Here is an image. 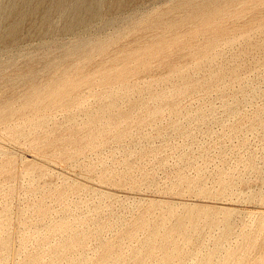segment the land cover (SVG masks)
<instances>
[{
	"label": "rangeland",
	"instance_id": "rangeland-1",
	"mask_svg": "<svg viewBox=\"0 0 264 264\" xmlns=\"http://www.w3.org/2000/svg\"><path fill=\"white\" fill-rule=\"evenodd\" d=\"M171 1L135 0L137 7L114 13L103 9V17L92 22L86 30L79 27L72 32L64 30L63 18L55 10L51 9L49 19L44 22L43 8H40L35 15L24 18L14 40L0 43V75L18 77L30 61L37 67L49 59L61 62L65 58V49L76 41L112 38L126 30L138 15L163 8ZM239 1L228 5L223 20L212 19L203 26L182 28L181 34L189 31L180 38L181 46L173 42L176 40L172 41L173 36H167L170 39L166 37L164 45L168 46L164 48L166 51L162 50L163 56L160 51V55L139 57L141 62V58H145L142 64L147 67L140 66L141 62L137 60L134 62L138 66L128 61L131 65L128 64V74L124 76L129 80V86H135L131 87L133 90L147 86L143 92H149L143 96V109L120 101L119 108L130 112L121 125L128 133L121 142H115L111 133H104L97 141L98 150H88L80 161L71 162L66 156L76 147L46 146L45 139L35 142L41 137L38 135L45 133L43 130L39 133L31 130V134L19 140L8 132L9 128L0 126V163L11 161V166H5L7 168L0 174V224L7 220L9 227L6 226L4 234L10 237V250L4 264H18L20 259L43 244L45 224L36 215L41 202L49 209L51 220L85 217L86 230L89 223L107 225L105 231L84 245L86 264L111 263L112 257L118 254L121 255L118 264H136L131 250L154 226L160 227L162 236L172 230L171 237L178 242L183 256L182 264H203V258L209 253H213L210 264H264V49L251 45L260 42L264 35L260 28L264 0ZM20 3L21 0H0V32L10 25V11ZM36 3V0H26L23 9H35ZM43 7L49 8L50 2ZM134 9H138L137 12ZM215 25L227 34L220 35V43H206L213 39V34H192V30L204 33ZM232 34L239 36L229 37ZM128 42V38L118 40L117 45ZM137 46L133 43L130 47ZM203 49L210 50H206L208 56L201 57ZM209 56L211 59L207 61ZM96 57L81 73L73 75L74 79L84 74L93 75V78L99 76L98 69H91L100 60ZM146 61L148 63H144ZM38 69L42 70L39 76L44 77L45 71L41 67ZM179 70L185 75L182 76ZM217 72L220 79L212 83L208 77ZM186 81L188 84L184 83ZM1 85L5 86V83ZM15 86V93L24 92L26 88L18 82ZM96 87V92L101 93L107 86ZM150 92L157 97L150 98ZM132 94L135 98L138 91ZM10 95L9 92L0 94V104ZM88 95L89 90L85 89L84 107L95 102V98ZM156 108L161 110L158 116L149 117V111ZM23 116L18 123L33 118L30 112ZM81 120L79 117L77 122ZM120 120L123 119H116V124ZM140 121H144L142 126L137 125ZM53 122H60L64 127L51 132L49 140L57 141V145L68 144L71 137L69 122L61 114L47 127L52 128ZM70 187L75 191L70 199L76 206L67 209L68 202L57 199L53 191ZM169 206H174L179 213L185 207L207 209L216 223L209 226L201 218L196 226L185 221L180 227H174L175 218L171 217L161 224V214ZM5 208L6 213H1ZM144 221L148 225L137 231L136 238H128L132 228ZM185 236L190 237L188 242H183ZM22 237H26L27 244H21ZM71 253L66 256L67 260L76 257V252ZM40 254L45 259L40 264H45L48 255L42 250ZM161 254L156 251L145 264L154 263ZM66 258L59 264H66Z\"/></svg>",
	"mask_w": 264,
	"mask_h": 264
},
{
	"label": "bare ground",
	"instance_id": "bare-ground-1",
	"mask_svg": "<svg viewBox=\"0 0 264 264\" xmlns=\"http://www.w3.org/2000/svg\"><path fill=\"white\" fill-rule=\"evenodd\" d=\"M25 1L26 0H21V3L19 5L17 4V6L13 7L14 5L13 4L11 6L13 7L12 11H10L11 12L10 14L12 16V21L6 29L0 32V43L8 40H14L18 36L24 18L27 16L35 15L37 11L40 10V8H43L42 10H43L44 22H46V20L49 19L51 14V9L55 10L56 12H59L63 18L64 30L72 32L79 27L81 29L86 30L87 27L90 26L92 22L103 17V9H105L106 12L114 13V12H122L123 10L137 7L135 0H36L37 3L35 9H31L30 11H25L23 9V5ZM48 1L50 2V7L44 9L43 6ZM159 1L162 0H158V2ZM233 1L235 0H172L169 4H167L163 8L157 9L145 15L144 14L138 15L135 18L136 20H133V22L129 24L126 30L118 32L112 38H97L93 40L80 39L76 41L74 44H72L71 46L65 49L63 53V55H65V58L61 62L57 63L49 59L47 61H42L41 65L37 67V65L34 64L33 61H30L29 64L26 66L25 71L20 73L18 77H4V75H0V92H1L0 94H2V96L8 94V92L11 94L8 97L7 101L0 104V126H2V128L3 127L9 128L8 132H10L14 138L19 140L21 138L23 139L24 137H26L30 133L29 131L31 130L35 133H39V131L43 130L45 133L38 135L41 137L38 136H37L38 138H36V136L33 137L34 140L36 138L35 142H37L40 139H45V141L47 142L46 146H53V147L59 146L60 149H65V147L69 145L76 147L73 153L66 156L68 159H70L71 162L80 161L81 156H83L85 154L84 152H87L88 150L90 151L98 150L97 141L100 138V136L103 135L104 133H108V132L111 133L112 139L115 142L117 143L121 142L122 139L128 135L127 131H125L126 127H122L121 125L123 124V122L126 121L125 119L129 117L130 112L128 113V111L119 108L120 101L122 100L123 102H130L133 108L143 109L145 106V101L143 96L144 94L149 92L148 90H145L143 92L144 89L148 88L147 86L144 87V89L138 87L137 90H133L131 88L135 86L132 85L129 86L128 84L129 80L126 78V76H124V74H128L127 72L128 67L129 65H131L128 63V61H132L133 63H135L134 61L136 60L139 61L140 60L139 57H142V55L143 57H145L144 55H160V51H162L164 48H166V46H168V45L166 46L164 45L167 36H173L172 41L176 40L173 42L180 44L179 46H181V41H179L180 38H183L184 34L185 35L188 34L186 32L189 31L187 30L185 31L184 34H181L180 32L182 28L184 27L192 28L193 26L198 27V25L203 26L209 24L212 19L214 20L225 19L227 16L226 9L228 5L230 6V3L232 4ZM240 2L241 0L239 1V3ZM247 4L250 3L247 2ZM244 6H246V4ZM134 10H136L137 12L138 9H134ZM136 12H134V14ZM261 24L262 25L260 28L263 29L262 33L264 34V16L262 18ZM253 27L251 28V30L253 29ZM200 32L201 31L192 30V34L195 36L197 34L198 35L201 34L203 36L208 34L211 35L213 34V39L206 41V43L209 45H212L215 42H217L220 35L224 36V34H226L224 33V30H220V28L217 25H215L213 29H208L204 33H200ZM235 34H234L235 37L239 36ZM229 37H233V34L232 36ZM126 38L129 39L128 43L123 45H117L118 40H122ZM133 43H136L139 46H137V48H131L130 46ZM217 43L220 42L218 41ZM251 45L254 48L263 47L264 49V35L262 36L260 42H255L252 43ZM114 46L116 47L113 49ZM124 47H129V48H124ZM186 47H188V45ZM210 48H213V46H211ZM206 50L204 51L203 49L204 51L203 54L200 53L202 55L201 57H204L203 55L206 56L207 55L206 52L210 51L211 49L207 51ZM194 53L196 54L195 51ZM163 55L164 52L162 56ZM96 56H99L100 60L95 62L94 65L91 67V69H96V70L98 69L101 74L99 76L98 74L94 75L96 76L95 78H93V75L84 74V76L81 75L82 77L78 79H74L73 75L81 73L83 69L87 67L88 64H90L93 58ZM192 57L193 56H191V58ZM142 59L144 61L145 58H141V60ZM206 59L208 61L211 59V57L209 56ZM143 61L142 62L139 61L141 62L140 66L144 65L145 67H147L145 64H142ZM149 62H151V60H149ZM121 63L122 64L125 63V64L122 65ZM144 63H148V62L146 61ZM188 63L191 62L189 61ZM149 64L148 66L150 67ZM199 65L200 64L198 63V66ZM136 66L138 65L136 64ZM188 66L190 65L188 64ZM40 67L45 71L44 77L39 76L40 71H42L38 69ZM145 70L146 69H144V71ZM133 71L134 70H132L131 72ZM134 72H136V69ZM219 72L213 75L211 74V77L208 75L209 76L208 78H210V81L212 83H217L218 80L220 79L221 75L219 74ZM180 73L182 74V76L185 75V73H183L182 71H180ZM183 78H187V77H183ZM96 80L98 83L96 82ZM183 80L185 81V79ZM17 82L23 83L25 85L26 88L24 89V92L15 93V89H16L15 85ZM143 82L146 81L143 80ZM2 83H5V86H2L1 85ZM184 83L188 84L187 81ZM102 85L103 86L106 85L107 87H104L101 93L100 91L99 93L96 92L94 87L96 86L101 87ZM141 85H143V83ZM85 89L89 90L90 95L88 96L95 98V102H93L94 104L89 107H84L85 104H83L85 103V98L83 97V92L85 91ZM135 91L136 92L138 91V96L134 98L132 93H134ZM149 96L150 98H156L157 94L150 92ZM170 96H172V93L170 94ZM15 102L17 103V106L19 104L18 107L13 106L15 105ZM26 112L32 113L33 118L32 119L27 118L28 120L26 122H23L21 124L18 123L17 120L23 118L24 117L23 115H25ZM159 112H161V110L159 108H156L150 110L148 115L149 117H156L158 116ZM59 114L63 115V118H65L66 121H68L70 124L68 129H71V131L69 132L71 133L70 135L71 137L69 140L70 142L68 144L62 143L60 145L59 144L57 145V141L49 140L51 136L50 134L51 132L53 133V131L54 132L60 131L62 127H64L60 122L57 123L53 122L54 125L52 124L53 125L52 128L47 127L49 122H52L54 117ZM79 117L80 118L82 117L81 120L82 122L80 123L77 122V119ZM116 119H123V120H120L116 124ZM149 120L150 118L148 119V121ZM143 124L144 121H140L137 123L138 126H142ZM47 128L49 131L47 130ZM47 131L49 132V134L47 133ZM99 144L101 145L102 142H100ZM10 164L11 161L1 162L0 174L7 167H10L11 166ZM5 166L7 167L5 168ZM53 192L56 195L57 199L59 198L61 200H65L68 202V204L65 205L67 209H71L73 206H76L70 199L71 198L70 195L75 192L72 189V187L64 188V189H55ZM6 211L7 209L5 208L1 211V213L5 214ZM36 215L40 219V221L45 224L44 225L45 228H43L44 229L43 244L39 246V248L37 247L38 249L35 250L34 252H31L30 254L23 257L22 260L20 259L18 264H40L41 262H43V260H45L40 254L41 250L48 255L45 264H59V261L64 257L66 258V256L69 255L71 252H76L77 253L76 257L71 258L70 260H67L66 258L65 260L66 264H86L87 260L83 254V250L87 240L91 239L92 237H94L95 239L97 234H100L101 232L105 231L108 228L107 225L100 226L95 223L90 225L89 223L86 224V227L88 225V230H86L84 226L85 217H80V218L76 217V219L74 220L61 219V218L57 220H51L49 219L50 216L49 209L43 205V202H41L40 205L37 206ZM161 216H163L161 220V224H165L169 219L171 220V217L175 218L174 227L175 226L180 227L185 223V221H188L189 224L196 226L198 225V222L201 218L205 219L206 224L209 226H213L216 223L215 218L213 217L212 213L209 210L199 209L197 207H185L183 211L179 213L174 206H169L167 207L166 211L161 214ZM147 225L148 222L144 221L134 226L132 228L133 232H130L128 238L135 239L137 231H139V229H143ZM6 226L9 227L7 220L4 221L2 224H0V264H4L7 261V255L10 250V237L9 235L4 234V232L6 233ZM171 232L172 230L170 229L166 235L162 236L160 233V227L154 226L153 229L147 233L145 238L139 241L137 245L134 246V248L131 250V257L135 260V263L145 264L149 260V258H153V256H155L156 251H161L162 254L160 258L155 260L154 263L152 264H167L175 261L178 264H182L183 256L180 251V246L178 245V242H176V240L172 239ZM183 239H184L183 242H188L190 237L185 236ZM25 240L26 237H22V242H21L22 245L26 243ZM212 256L213 253L207 254L203 258V264H210L212 260ZM112 258H113L112 262L107 264H118L121 259V255L118 254ZM101 264H106V263H101Z\"/></svg>",
	"mask_w": 264,
	"mask_h": 264
}]
</instances>
